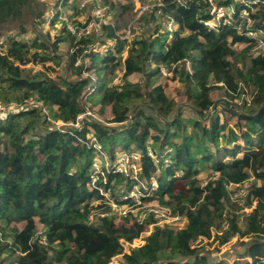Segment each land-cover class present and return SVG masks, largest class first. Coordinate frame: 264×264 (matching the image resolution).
Returning a JSON list of instances; mask_svg holds the SVG:
<instances>
[{
  "label": "trees",
  "instance_id": "1",
  "mask_svg": "<svg viewBox=\"0 0 264 264\" xmlns=\"http://www.w3.org/2000/svg\"><path fill=\"white\" fill-rule=\"evenodd\" d=\"M29 1L0 0V20L18 15ZM162 2L159 18L175 23L171 36L167 31L161 35L156 26L152 36L133 39L125 57V41L116 24L77 38L63 22L64 38L57 37L50 46L40 36L30 43L8 38L0 50L2 98L34 97L63 122L77 120L92 106L99 115L109 108L110 123L127 121L116 130L78 118V126L34 134L41 125L34 106L0 121V264H108L123 252L121 238L132 241L148 230L152 213L141 224L130 212L96 216L94 223L88 219L96 208L104 213L111 209L99 190L90 188L92 156L98 153L90 143L92 136L104 145L110 164L102 168L105 182L100 177L98 187L109 190L114 199L121 187L129 192L136 180L111 164L117 151L136 152L135 159L129 158L136 164V177L146 186L154 180L157 187L142 197L143 202L158 201L184 219L180 227L153 225L142 245L123 252L120 264H222L200 252L198 244L222 245L234 236L241 251L232 264H264V50H254L255 42L232 24H221L215 33L202 23L213 17L212 5L231 4L233 21L245 9L250 27L264 30V0ZM63 39L70 48L65 68L74 72V80L55 79L45 68L26 67L55 60L50 53ZM98 47L110 48L102 54ZM120 71L122 84H113L118 78L114 73ZM134 73L143 75V86L127 81ZM163 77L182 84V93L199 117L169 118L175 101L159 82ZM215 89L225 92L221 102L210 95ZM247 91L249 101L243 98ZM136 99L154 109L162 122L143 110L130 116ZM205 170L212 174L202 185L199 175ZM178 181H184L183 188L175 189ZM242 186L245 195L240 203L235 193ZM95 200H100L97 206ZM37 223L43 227L40 233Z\"/></svg>",
  "mask_w": 264,
  "mask_h": 264
},
{
  "label": "rangeland",
  "instance_id": "2",
  "mask_svg": "<svg viewBox=\"0 0 264 264\" xmlns=\"http://www.w3.org/2000/svg\"><path fill=\"white\" fill-rule=\"evenodd\" d=\"M140 2H156L158 0H139ZM54 2V0L50 1H43V0H30L27 5L23 6L20 9V12L16 16L8 15L4 19L0 20V38L3 39H19L23 40L25 42L30 43L33 38L35 37H41L47 45H51L53 41L57 37L64 38L65 32L61 30V27L63 25V22L61 20H55V23L52 25L49 23V20H53L51 18L50 14L51 12L48 10L50 8V4ZM92 1L91 0H74L66 9V17L68 18V23L72 26L78 24H84L86 23L92 15ZM102 4L105 6H109L108 11H104L105 17L107 20L114 22L118 26V32H122L123 28L126 27L128 23H130L132 20H134V17L136 15L135 10V1L134 0H102ZM40 12L41 15H38ZM150 14H153L151 11L146 12L141 18L136 20L135 24L136 26H139V29H135L133 31L134 37L133 39H139L141 37L146 38L147 36H152L155 34V27L158 26V32L162 35L165 31L168 32L165 21L163 22L162 19L152 17ZM45 18V19H43ZM157 32V34H158ZM100 33V32H99ZM96 33V34H99ZM168 36V34H167ZM129 39V40H133ZM129 40L125 41V49L123 50L122 57H125L127 55V48L129 43ZM97 45V44H96ZM111 48H113V43L110 45ZM110 47H98V50L100 53L105 54L106 50ZM235 47L239 50H241L240 45H235ZM51 48H48L46 51H50ZM115 50V49H114ZM70 52L69 48V41L66 39H63L58 42L57 49L52 50L50 54L54 55L57 58H54L55 60H47L44 62H38V63H29L26 65V67H32L34 71L36 70H42L45 68V70L48 72L50 76H52L55 79H66V80H74L76 76L74 75V72L71 69H66V61H67V53ZM80 59L78 61V64H80L82 61ZM84 62H88L87 58L84 59ZM58 62V63H56ZM121 71L115 72L114 76H117L118 78L113 80V84H122L121 80ZM84 76L90 75L93 76L92 72H84ZM143 75L141 73H134L127 77V81L130 83H133L134 85L140 84L143 86ZM159 82L162 83V85L165 88V91L167 95L174 99L175 105L173 108L172 113L169 115V118L176 116L177 114H182L183 116L188 117H199L196 111L192 109V104L190 101H188L183 92V86L181 83L172 82L169 81L168 78H161L159 79ZM222 84V83H221ZM226 88H228L225 85ZM249 92H245V95H243V98L249 99ZM210 95L213 96V99H217V101L221 102V100H224L226 98L225 92L223 89H215L210 92ZM32 102H29V101ZM29 102V103H28ZM82 102H85L82 100ZM217 103V102H216ZM0 104L4 106V113L5 116H0V118H7V116L15 111H17L19 108L22 107H36L38 108L41 118L39 127L35 131L34 134H40L45 132L48 129H67L69 127H75L79 125V121L75 120L73 122H63L60 119H56L53 117V115L50 113L48 107L43 105L40 101H37L34 97H29L27 99H13L12 94H8L4 98L0 95ZM85 106H90V103H85ZM95 106H92V109L85 108L82 113H80V118H85L87 120H95L98 121L104 125H108L111 127H114L116 130H122L124 128V123L127 121H124L123 123H115V122H108V120L112 117L111 112L109 111V108L106 109V112L104 115H99L95 112V109H93ZM96 108V107H95ZM138 110H143L145 113L153 116L156 118V120L161 123L162 119L157 115V113L152 109L147 103H145L141 99H136L132 101L131 108L128 112L130 116H133ZM89 111L94 115V118L88 117L85 112ZM0 120V121H2ZM231 128H233L231 125H229ZM223 139H221V143H223ZM103 152L93 154L92 156V163L96 164L97 166H108L109 165V159L106 157L105 153V147L102 144V142H99ZM121 151L116 152V159L120 156ZM134 155L137 154L136 152L133 153ZM132 154V155H133ZM210 170H205L199 175V181L202 185H204L211 176ZM250 181L253 180V178L249 179ZM183 182L184 181H178L175 184V189L183 188ZM244 187H239L237 190V195H235V198L240 201V203L244 202V195H242V192L244 191ZM245 193V191H244ZM95 203V202H93ZM154 206H163L158 201L154 202H148L147 204H144L143 206L136 207L133 210V213L137 216L139 215H146L149 217L150 210L149 208H154ZM249 210V209H248ZM244 211V212H248ZM94 211V212H93ZM91 214L92 216L88 219L94 223L96 221V216H98L96 213V209H94ZM116 214V207H111V209L105 211V215H113ZM149 214V215H148ZM153 216V215H152ZM147 217V218H148ZM121 218H118L116 220V224H120ZM184 223V219H180L176 222L170 223L171 226L180 227ZM164 224V223H161ZM241 226H243V222H240ZM23 223H20L18 226L22 227ZM37 231L40 233L43 230V227L41 224H36ZM148 227V231L150 232L152 230ZM198 248L200 252L207 254V256L213 260L221 261L222 264H232L233 260L237 259L239 252L241 251V247L239 244V239L234 236L232 237L228 242L219 245L218 241H213L212 245H206V243H199ZM206 245V246H205ZM6 261H9L7 259ZM120 262V261H119Z\"/></svg>",
  "mask_w": 264,
  "mask_h": 264
},
{
  "label": "built area",
  "instance_id": "3",
  "mask_svg": "<svg viewBox=\"0 0 264 264\" xmlns=\"http://www.w3.org/2000/svg\"><path fill=\"white\" fill-rule=\"evenodd\" d=\"M43 1H50V0H43ZM74 0H54L50 5V8L48 9L51 14V18H57V20H61L62 22L65 23L67 29L74 34L77 38L81 36H88L91 35L92 33H99L101 31L102 26L104 25H111L114 26V22H111L107 20L105 17L104 11H108L109 6H104L102 4V0H91L92 1V15L91 18L84 24L81 25H70L68 23V18L66 17V9L67 7L73 2ZM135 1V10H136V15L134 17V20H132L130 23L126 25L125 28H123L122 32H118V36L122 40H129L130 38L133 39L134 34L133 31L135 29H139V26H136L135 22L139 18H141L146 12L154 10L155 14L157 16H161V11L160 7L163 6L162 0H158L156 2H140L139 0H134ZM176 2L180 4H184L185 0H175ZM233 6L231 4L227 6H213L212 5V10L211 13L213 14V17L210 19L202 20V23L205 27H207L208 30L218 33L220 30L221 24L225 25H231L233 28H235L240 34H243L247 36L248 38L252 39L255 42L254 50H264V30L262 28H251L250 23L251 19L248 15V11L245 9L241 10L239 12L238 20L233 21L231 18V14L233 13ZM50 22V20H49ZM166 27L168 30V36H171V32L175 29V23L172 19H168L165 21ZM131 40H129L130 42ZM8 43V39H3L0 38V50L3 51L6 47V44ZM164 74H167V69L163 68ZM249 101V99H246ZM29 102H32L31 100ZM28 102V103H29ZM26 108H31V107H22L20 109H26ZM5 109L2 104H0V116H5L3 115ZM211 113V110H210ZM85 114L90 118H94V115L86 111ZM79 116L77 117V121ZM3 118H0L2 120ZM5 119V118H4ZM65 129H61L60 131H64ZM93 143L94 146L96 147V150L98 153H102L103 150L100 146V144L96 141V138L92 136L90 138V143ZM120 156L111 164V167L120 173L123 174H131V177L136 180L134 184H132L131 190L127 193H125L123 190V187H121L117 193L116 198L114 199L111 196V193L109 190H104L102 187H98L96 184L97 180L101 177L102 181L105 182V172L103 171V167L107 168L108 166H97L96 164H92L90 168V188H97L99 190V193L103 196V200L111 207H116V212L119 213L120 215H126L128 212L132 213L137 222L139 224L143 223L148 216L146 215H135L133 213V210L136 207L143 206L144 204H147L143 202L142 197L148 195L149 193L153 192L156 190V183L155 181H151L150 186H146L144 184V181L139 180L136 175V164L134 162H129V158L135 159L136 155H129L126 152L121 151ZM105 154V153H104ZM145 192H143V190ZM239 192V191H238ZM237 192V193H238ZM235 193V195H237ZM242 195H245L244 191L242 192ZM94 206H97L100 203V200H95L93 201ZM96 213L98 216H103L105 215L104 212L101 211L100 208H96ZM150 214H153V222L148 224V227L151 229V227L155 224H170L172 222H176L180 220V216L178 215H173L171 214V210L167 206H154V208H149ZM248 208H245L244 211H247ZM149 215V214H148ZM92 214H89V217H91ZM227 227V223L224 224L223 229ZM149 234V231L146 230L145 232L141 233L138 238H134L132 241H127L123 238L119 240L123 252H125L129 247H135V246H140L144 243V236ZM122 253L116 254L112 256L108 262V264H120L119 259L122 256Z\"/></svg>",
  "mask_w": 264,
  "mask_h": 264
}]
</instances>
